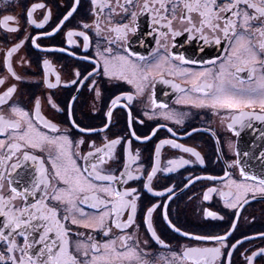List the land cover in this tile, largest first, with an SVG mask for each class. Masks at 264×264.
<instances>
[{
    "label": "snow or ice",
    "instance_id": "snow-or-ice-1",
    "mask_svg": "<svg viewBox=\"0 0 264 264\" xmlns=\"http://www.w3.org/2000/svg\"><path fill=\"white\" fill-rule=\"evenodd\" d=\"M9 0H0V5ZM92 5L91 23L80 21L83 31L69 29L66 36L68 46L75 45V36L83 38V48L91 46L89 31H94L100 38L102 33H113V36H103L108 47L98 50L96 59L81 57L92 64L90 71L82 73L74 69L70 79L63 83L85 86L95 93L94 99L101 101L104 93L99 80L125 81L132 85L134 92H121L111 98L107 105L105 116L107 123L102 128L81 127L72 118L73 106L77 96L58 102L54 90L62 86V78L55 66L48 59L42 61V82L50 91L43 97L33 98L31 107L13 99L17 91L16 84H10L0 93V264H150L142 259L138 230L136 224L138 210L141 209L140 191L135 187H127L129 181L139 180L145 176L144 166L139 163L140 150L133 153L132 139L117 136L109 139L104 136V143L97 146L91 141L86 153H80L79 148L86 143L83 136L73 140L67 128L46 117L43 106L47 103L53 110L68 117L72 127L83 135L99 134L107 130L111 124L113 109L117 106L128 110L129 135L136 141H150L157 132L153 128L148 135L138 136L132 128L133 117L127 103L122 100L133 101L136 96H143L146 85L153 79L154 73L159 74L167 68L170 75L185 78V86L169 80L160 79L164 83L172 84L183 95L176 101L178 104L192 105L196 108H208L219 114L224 111L228 116L227 128L236 135L235 125L251 126V120L264 122V0H90ZM80 0L73 2L65 9L58 22L50 31H40L36 35L27 34L18 42L11 44L4 50V64L12 78L17 81L24 77L17 74L13 67L14 54L18 53L26 42H30L36 49L46 52H68L67 47H44L38 41L42 37H51L62 31L77 12ZM60 5L57 4V7ZM37 9H44L43 19L38 23L34 18ZM119 9V12L117 11ZM138 9L139 11H137ZM105 12L108 13V24H103ZM145 12L152 15V23L160 37L168 38L181 33L173 30V22L186 23V32H199L205 43L209 37L204 35L205 29L212 33V41L221 43V37L228 42L230 51H226L223 59L208 61L212 67L194 70L184 67L177 68L171 61L179 60L189 63L181 54L162 55L154 60L152 65H142L144 57L133 52L121 41L127 39L128 32H135L137 28L129 24L111 23L113 16L122 13L131 18L134 25L139 14ZM26 23L42 28L52 18V8L45 3H32L26 6ZM16 20L13 16H4L0 21V29L5 32L18 33L21 31L19 21L10 27L9 21ZM163 27L166 31H160ZM119 45V51H114L112 45ZM156 43L167 51V45H161L160 39ZM154 52H159L154 49ZM76 56L75 52L69 53ZM195 64L198 61H190ZM21 58V64H26ZM55 74L54 82L51 77ZM246 73V75H241ZM7 81V77L0 78V85ZM79 91V89H77ZM151 109L144 115L149 119L155 115V109H167V105L157 103L154 92L149 96ZM60 103L64 107H60ZM257 107L259 112L256 111ZM7 108V112H5ZM160 115L176 124H182V115L174 111H163ZM143 123V121H139ZM158 127L167 128V125ZM167 131L173 136L172 128ZM193 132L198 129H192ZM211 131V129H208ZM190 136L191 133H185ZM170 145L184 153L191 154L195 160L175 157L167 163L169 166L161 169V148ZM121 146V167L113 169L109 162L116 161V148ZM39 153V154H37ZM154 162L151 170L146 172V182L142 187L152 192V181L158 172H172L183 165L195 162L203 165V156L194 147L178 143L176 139H162L155 145ZM248 157V152L236 151V159L229 167L235 166L239 170V179H233L232 174L225 170L223 177L197 176L193 180L207 179L221 181L226 190L210 187L203 194L205 201L211 199V193L219 192L223 197L224 206L228 209L242 208L248 203L250 194H264V152L259 154L261 161L259 171L241 162V157ZM132 164H137L138 174H134ZM187 187V185H185ZM169 193L168 199L174 195L173 188H166L157 192V196ZM157 208H162L163 219L170 228L183 237L191 236L182 232L168 219L167 203L152 204L142 210V223L145 230L159 245L169 248L165 240L157 233L153 223V214ZM127 214V219H123ZM207 217H218V214L205 211ZM237 218L239 213L235 214ZM223 219V217H218ZM237 225L231 224L229 231L223 235H206L192 237L196 241L213 242L214 246L179 247L172 251L174 264H232L233 251L243 241L236 240L229 243V237ZM135 231L129 233L128 229ZM83 229V231L76 230ZM113 229L117 230L116 232ZM101 239H96V236ZM264 240V233L257 234ZM244 241H251L255 237H244ZM147 245L148 241L143 242ZM231 249V250H229ZM247 251V250H245ZM148 253L144 252V256ZM264 258V247L257 248L251 255L244 256L245 264H254L257 257Z\"/></svg>",
    "mask_w": 264,
    "mask_h": 264
},
{
    "label": "flooded vegetation",
    "instance_id": "flooded-vegetation-1",
    "mask_svg": "<svg viewBox=\"0 0 264 264\" xmlns=\"http://www.w3.org/2000/svg\"><path fill=\"white\" fill-rule=\"evenodd\" d=\"M72 2L73 0H9L7 4L0 5V21L3 20L4 16H13L16 20L9 21V26L14 27L16 26V21H19L21 29L18 33L5 32L0 29V78L7 77V81L0 85V93L6 90L10 84L14 83L17 85V91L13 99L31 107L34 97L39 96L43 98L50 91L42 82V61L48 59L55 66L56 71L60 73L62 78V86L54 90V95L58 98V102L68 100L74 95L77 96V101L73 106L72 118L82 128L91 127L99 129L107 123L105 113L108 110L107 105L110 104L111 98L119 95L121 92H134L135 90L132 85H128L125 81H108L107 78H104V80L97 78L104 93L103 99L97 101L94 99L95 93L87 87L89 82H85V86L83 87L79 84L67 87L63 86L64 82L75 78L72 75L74 69L78 68L82 73L86 70L90 71L92 67L91 62L81 59V57L87 56L94 61L97 58L98 45L100 51L109 46L106 40L103 39V36L114 35L113 33L105 32L98 38L94 31H89L88 35L91 37V46L88 49L83 48V38L79 36L74 37L77 41L75 45L68 46L66 44L65 34L69 29L83 31L84 29L79 26L80 21L91 23L94 19L91 12L92 5L90 0H80L77 12L74 13L69 21L65 22L66 26L61 32L51 37H42L38 41L42 48L67 47L69 49L68 52H46L42 49H36L30 42H26L20 51L14 54L12 61L17 74L24 77L20 81L10 76L4 64V50L29 33L36 35L40 31H50L51 27L58 22V17L62 16L65 9ZM32 3H45L52 8V18L42 28H37L35 25L26 23L24 15L26 6H30ZM113 3H115V0H113ZM57 4L60 6L57 7ZM136 10L139 11L138 9ZM117 11L119 12V9ZM44 12V9L35 10L34 18L38 23L43 19ZM107 16L108 13L105 12L103 18L104 25H107L109 22ZM152 19V15L145 12L138 15L134 25L131 18L122 13L113 16L111 20L113 25L126 23L137 28L135 32L129 31L126 42L121 41V43H124L133 52H137L145 58L144 61L140 62L142 65H152L154 60L160 56L175 53L177 56L182 54L186 61H189V63L183 64L179 60L171 61L177 68L182 66L199 71L205 67H212V65L207 64L208 61L217 60L218 57L223 59L226 56V51H230L229 44L223 37H221V43L216 44L211 39L212 33L205 29L204 35L209 37V42L205 43L201 38V33L184 31L188 25L179 21L173 22V30L179 31L180 35L172 37L170 33L167 39L160 37L155 30ZM160 31H166V29L161 27ZM157 38L160 39L161 45H167V51L157 45ZM112 47L114 51L120 50L118 44L114 43ZM158 48L159 52L153 51ZM70 52H75L76 56L70 55ZM21 58L27 61V63L22 65ZM190 61H198V63L193 64ZM218 64L219 60H217V66ZM161 75L163 76V80L172 81L182 87L185 86L184 77L170 75L167 68H165L159 74L154 73L153 79L146 85L143 96H136L133 101H121V104L127 103L131 109L133 117L132 128L135 129L138 136L148 135L153 128H157L156 135L147 142L136 141L129 135L128 110L120 106L113 109L109 128L99 134L91 135H83L74 129L68 122V117L65 114L56 112L47 103L43 106V113L55 123L60 124L62 128H67L69 135L74 141L83 136L86 143L80 146V153H86L91 150L88 147L91 141H95L97 146H101L105 142L104 136H107L109 139H114L117 136L132 139L133 153H135L136 149L140 150L139 163L144 166L145 176L139 180L129 181L126 186L135 187L140 191L141 209L138 210L136 224L140 225L138 236L142 259L148 260L150 264H174L171 252L178 250L179 247L184 245L214 246L213 242L196 241L192 237L223 235L229 231L231 224L235 222L237 227L229 237V243H235L236 240H241L243 243L238 245L237 249L233 251L231 261L232 264H245L244 256L251 255L252 251L264 247V240H261L257 235L258 233H264V194H250L247 198L248 203L244 204L242 208L228 209L224 206L223 197L219 195V192L211 193L210 200L205 201L203 198V194L210 187L226 190L221 181L194 179L192 184H188V179L197 176L223 177L225 170L232 174L233 179H239L238 168L235 166L229 167L231 162L237 158V150L241 153H249L248 157H241V162L250 165L258 172L261 166V161L258 157L261 152H264V122L251 120L250 127L247 124L244 127L235 125L236 131L239 132V135H236L232 130L227 128L229 121L224 111L216 114L208 108H196L192 105L176 103L177 99L183 94L173 88L171 83H164L160 79ZM241 75H246V73H241ZM51 79L54 82V73ZM153 92L157 103L166 104L168 107L166 110L156 108L154 110L155 115L149 119L148 116L144 115V112L149 111L150 115L153 112L149 100V96ZM60 107L63 108L64 104L60 103ZM4 110L7 112V108ZM163 111H174L181 114L183 123L176 124L172 120L165 119L164 116L160 115ZM256 111L259 112L258 107ZM139 121H143V123L141 124ZM160 125H167V128H172L176 136L169 133L167 128L158 127ZM192 129H198V131L193 132ZM208 129H211V131H208ZM185 133H191V135L188 136ZM162 139H176L178 143L196 148L203 156L205 163L201 165L195 162L176 168L172 172H158L152 181L151 186L153 191L149 192L142 185L146 182V172L151 170V165L155 159V145ZM121 154V146H117V162H109L110 167L113 169L121 167ZM178 156L195 160L189 153L174 149L170 145H164L161 148V169L169 166L167 162ZM137 168V164H132L134 174H138ZM166 188H173L174 195H171V199H168L170 194L167 192L164 193V196L156 195L157 192H162ZM154 203L161 205L167 203L168 219L181 229V233L188 232L191 236L183 237L180 233L174 232L167 224V221L163 219V209L157 208L153 214L154 226L161 238L171 247L170 249L165 248L151 239L150 234L145 230V226L142 223L141 212ZM206 210L217 213L218 217H223V219L207 217L205 215ZM237 212L239 213L238 218L235 215ZM123 219H127V214L124 215ZM76 230L83 231V229ZM113 231L116 232L117 230L113 229ZM126 231L131 233L135 229L132 228ZM244 237H255V239L244 241ZM96 239H101V236L97 235ZM144 241H148L147 245L143 243ZM144 252H147L148 255L144 256ZM224 264H227L226 260ZM254 264H264V258L258 256Z\"/></svg>",
    "mask_w": 264,
    "mask_h": 264
}]
</instances>
